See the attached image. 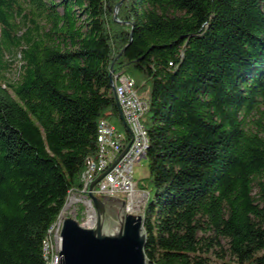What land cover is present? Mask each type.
<instances>
[{
	"label": "trees",
	"instance_id": "trees-1",
	"mask_svg": "<svg viewBox=\"0 0 264 264\" xmlns=\"http://www.w3.org/2000/svg\"><path fill=\"white\" fill-rule=\"evenodd\" d=\"M118 1L0 0V264H44L100 119L128 141L110 71L148 101L149 264L221 237V264H264V0Z\"/></svg>",
	"mask_w": 264,
	"mask_h": 264
},
{
	"label": "built area",
	"instance_id": "built-area-1",
	"mask_svg": "<svg viewBox=\"0 0 264 264\" xmlns=\"http://www.w3.org/2000/svg\"><path fill=\"white\" fill-rule=\"evenodd\" d=\"M112 84L122 116L131 131V142L128 149L118 158L130 137L127 141L125 133L106 119L98 121L96 126L97 148L94 154L85 157L81 173L80 192L85 194L90 210L84 226H92L96 219L95 209L87 196L89 184L113 162H115L114 165L97 181L94 193L98 196L108 195L125 199L127 212H134L138 198L142 199L147 196L145 190L137 188L133 177V166L146 153L148 137L141 119L147 110L148 101L144 94L136 91L134 79L126 74H114ZM61 220L62 217L59 214L42 240L44 264H57Z\"/></svg>",
	"mask_w": 264,
	"mask_h": 264
},
{
	"label": "water",
	"instance_id": "water-1",
	"mask_svg": "<svg viewBox=\"0 0 264 264\" xmlns=\"http://www.w3.org/2000/svg\"><path fill=\"white\" fill-rule=\"evenodd\" d=\"M121 2L122 0H119L114 8L113 18L116 20L117 7ZM110 81L112 82L111 71ZM116 103L119 118L130 137L119 158L130 145L131 131L122 116L117 99ZM114 163L96 176L88 187L87 196L96 212L94 224L84 226L73 217L62 218L57 264H149L144 251L146 233L143 214L127 212L125 199L121 197L98 196L94 193L97 181Z\"/></svg>",
	"mask_w": 264,
	"mask_h": 264
},
{
	"label": "rangeland",
	"instance_id": "rangeland-1",
	"mask_svg": "<svg viewBox=\"0 0 264 264\" xmlns=\"http://www.w3.org/2000/svg\"><path fill=\"white\" fill-rule=\"evenodd\" d=\"M116 17H117V12H116ZM10 75L13 76V74H10ZM147 175H148L147 160L146 158L142 157L133 166V177L135 181L146 182L147 180L145 179V177ZM137 188L140 189L138 186ZM69 196L77 198V201L73 202L69 207H67L64 210L62 208L61 213H60L61 217L62 218L67 217V216L73 217L80 224L84 225V222L87 219L88 214L90 213L89 206L86 203L85 194L82 192L72 191L68 194L66 201L69 198ZM146 197L147 196H144L142 199L138 198L139 200L136 203L137 207L134 209L136 213H142V207L144 205ZM199 235H200V232H199ZM206 256H207L206 260L208 264H221L222 261L229 260L231 258V255L229 252L228 239L224 237L219 238V244H215L210 250V252L206 254Z\"/></svg>",
	"mask_w": 264,
	"mask_h": 264
},
{
	"label": "bare ground",
	"instance_id": "bare-ground-1",
	"mask_svg": "<svg viewBox=\"0 0 264 264\" xmlns=\"http://www.w3.org/2000/svg\"><path fill=\"white\" fill-rule=\"evenodd\" d=\"M75 201H77V198L69 196V198L67 199V201L63 207V210L66 209L67 207H69Z\"/></svg>",
	"mask_w": 264,
	"mask_h": 264
},
{
	"label": "crops",
	"instance_id": "crops-1",
	"mask_svg": "<svg viewBox=\"0 0 264 264\" xmlns=\"http://www.w3.org/2000/svg\"><path fill=\"white\" fill-rule=\"evenodd\" d=\"M137 185H138V181H136Z\"/></svg>",
	"mask_w": 264,
	"mask_h": 264
}]
</instances>
